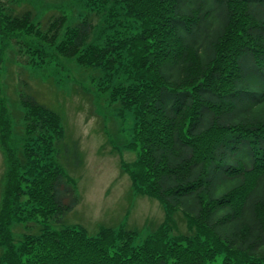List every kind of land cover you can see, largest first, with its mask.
<instances>
[{
    "label": "trees",
    "instance_id": "trees-1",
    "mask_svg": "<svg viewBox=\"0 0 264 264\" xmlns=\"http://www.w3.org/2000/svg\"><path fill=\"white\" fill-rule=\"evenodd\" d=\"M88 6L71 24L63 13L44 28L30 9H0V32L58 41L57 54L104 83L118 70L127 75L110 89L134 119L126 146L137 157L124 167L137 192L163 204L165 219L139 245L119 227L92 236L52 227L79 200L56 151L76 164L81 156L64 141L60 115L24 94L26 132L16 139L0 111V264H264V0ZM176 213L186 232L170 227ZM27 219L41 226L15 240L12 227L29 228Z\"/></svg>",
    "mask_w": 264,
    "mask_h": 264
},
{
    "label": "rangeland",
    "instance_id": "rangeland-1",
    "mask_svg": "<svg viewBox=\"0 0 264 264\" xmlns=\"http://www.w3.org/2000/svg\"><path fill=\"white\" fill-rule=\"evenodd\" d=\"M88 7V0H0L3 12L9 8L14 13L32 10L34 21L43 28L51 17L63 13L68 14L71 24ZM57 43L24 33L4 37L0 32V111L16 139L26 123L21 119L25 108L20 98L29 94L60 115L64 141L75 142L79 149L81 160L77 164L69 152L56 151L55 158L76 182L79 200L61 221L51 222L52 227L77 226L89 236L97 235L103 227H119L132 231V244L139 245L164 221L165 211L159 200L136 191L124 167L137 157V151L126 146L132 140L134 119L130 111L111 100L110 89L116 83L121 85L126 74L118 70L104 83L96 70L57 54ZM13 147L19 148L20 143L15 140ZM38 160L47 162L42 156ZM5 170L0 142V203ZM26 222L29 228L24 223L12 227L15 240L41 226L37 219ZM169 223L174 232L187 231L179 213L173 214Z\"/></svg>",
    "mask_w": 264,
    "mask_h": 264
}]
</instances>
